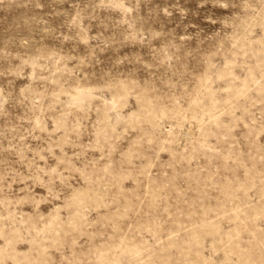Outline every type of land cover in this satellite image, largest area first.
<instances>
[{
    "label": "rangeland",
    "instance_id": "374dc122",
    "mask_svg": "<svg viewBox=\"0 0 264 264\" xmlns=\"http://www.w3.org/2000/svg\"><path fill=\"white\" fill-rule=\"evenodd\" d=\"M0 264H264V0H0Z\"/></svg>",
    "mask_w": 264,
    "mask_h": 264
},
{
    "label": "bare ground",
    "instance_id": "6f19581e",
    "mask_svg": "<svg viewBox=\"0 0 264 264\" xmlns=\"http://www.w3.org/2000/svg\"><path fill=\"white\" fill-rule=\"evenodd\" d=\"M132 252V251H131Z\"/></svg>",
    "mask_w": 264,
    "mask_h": 264
}]
</instances>
